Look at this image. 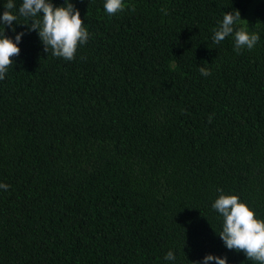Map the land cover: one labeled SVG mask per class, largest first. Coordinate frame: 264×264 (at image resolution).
<instances>
[{
  "label": "trees",
  "instance_id": "16d2710c",
  "mask_svg": "<svg viewBox=\"0 0 264 264\" xmlns=\"http://www.w3.org/2000/svg\"><path fill=\"white\" fill-rule=\"evenodd\" d=\"M0 264H264V0H0Z\"/></svg>",
  "mask_w": 264,
  "mask_h": 264
}]
</instances>
